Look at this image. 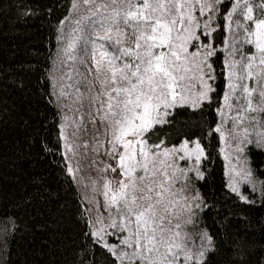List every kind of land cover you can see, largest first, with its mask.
Wrapping results in <instances>:
<instances>
[{"label": "snow or ice", "instance_id": "6c2138e0", "mask_svg": "<svg viewBox=\"0 0 264 264\" xmlns=\"http://www.w3.org/2000/svg\"><path fill=\"white\" fill-rule=\"evenodd\" d=\"M71 7L73 27L59 37L67 40L64 62L73 65L65 75L80 77L77 111L87 101L84 117L103 125L115 161L105 171L117 174L115 185L104 180L103 211L97 205L95 217L84 220L83 237L114 264H207L227 241L186 230L197 209L208 207L198 192L187 195L194 183L188 173L204 178L205 148L195 133L172 142L161 128L173 123L175 109L212 108L215 101L220 126L205 136L219 133L226 143L230 136L236 153L253 143L264 149V0H72ZM218 75L226 88L222 106L213 95ZM252 174L230 171L228 187L246 204L256 201L234 177L250 182ZM178 181L187 183L177 188Z\"/></svg>", "mask_w": 264, "mask_h": 264}, {"label": "trees", "instance_id": "16d2710c", "mask_svg": "<svg viewBox=\"0 0 264 264\" xmlns=\"http://www.w3.org/2000/svg\"><path fill=\"white\" fill-rule=\"evenodd\" d=\"M71 2L0 0V264H114L106 249L82 235L88 217L68 173L52 101V54ZM222 55L213 57L214 67ZM214 83L222 106L224 81L218 75ZM169 119L173 123L161 128L166 138L175 142L195 133L205 148L207 159L199 165L204 178H193V189L208 207L197 211L196 229L227 241L207 264H264V151L246 145L258 183V191L241 186L256 201L246 204L228 189L219 134L204 135L217 127L216 102L212 108H177Z\"/></svg>", "mask_w": 264, "mask_h": 264}, {"label": "rangeland", "instance_id": "374dc122", "mask_svg": "<svg viewBox=\"0 0 264 264\" xmlns=\"http://www.w3.org/2000/svg\"><path fill=\"white\" fill-rule=\"evenodd\" d=\"M73 15L74 13L71 7L69 14L62 21L63 23H60L59 29L57 31L56 48L52 54L50 66V81L52 101H54L55 107L60 116V133L66 166L68 170L69 168L73 170L69 175L73 177L77 187L79 188L83 208L86 210L88 219H90L95 217V207L97 205L101 206L100 210L103 211L102 205L104 197L102 194V187L104 180L110 179L113 181V185H115L117 174H114L111 171H105L109 165L114 166L115 161L110 155L111 145L108 143V138H106L103 134V125H100L99 122L94 125L88 122L87 118L84 117V113L87 108V101L84 102L85 107L81 108L80 111H77V108L80 106L74 103V101L77 97L76 88L78 85L76 84V81L79 80L80 77L76 76L75 72L72 73V79H68V77L65 75V73H67L68 70L73 67V65L71 61L64 62L65 58L63 57L62 49L66 46L67 40H61L59 37L61 36L62 28L64 33H67L73 27V25L70 23ZM77 67H79V71L81 73L85 71L83 66L77 65ZM62 77L63 79H61ZM61 88H63L66 94L64 97L59 95ZM83 90V87H81V91ZM221 104H223V101ZM82 117H84L83 120ZM261 117H264V114H260V116H258V118ZM220 121L221 117L219 115L217 127L220 126ZM230 126V121L224 126L226 135L228 134V129ZM98 127L100 128L99 133L96 132ZM220 141L221 156L225 161L226 181L228 186L230 183V171L232 168H236L238 170L250 168L248 164V158L245 157L246 146H242L244 147V151L242 153H236V140H233L229 136L227 143L221 139ZM252 145L257 147L254 143ZM68 148H71L72 151H69ZM262 150L264 151V149ZM245 161L247 163H245ZM178 163L180 167H184L186 162L180 161ZM187 163L189 166H191V162ZM188 176L192 180L195 178L191 172L188 173ZM234 178L239 182L238 187L240 188V191L243 184L249 186L251 189L253 184H255L256 188L258 186V183H256V180L253 178V176H251L250 182H244L242 177ZM184 183H187V181H178L176 187L179 188ZM228 189L230 190L229 187ZM194 192L195 191L192 185L187 195L191 196ZM241 193L243 194L242 191ZM90 201H92V203H90ZM89 209H92V211L89 212ZM199 210L200 209H197V211ZM193 227L196 229L195 223L187 225L186 230L192 229ZM112 240V237H108L109 243H112Z\"/></svg>", "mask_w": 264, "mask_h": 264}]
</instances>
